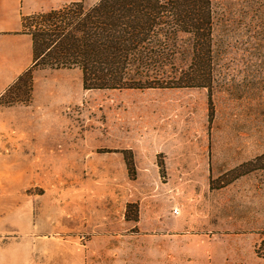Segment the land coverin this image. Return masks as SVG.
Listing matches in <instances>:
<instances>
[{
    "label": "rangeland",
    "instance_id": "rangeland-1",
    "mask_svg": "<svg viewBox=\"0 0 264 264\" xmlns=\"http://www.w3.org/2000/svg\"><path fill=\"white\" fill-rule=\"evenodd\" d=\"M210 2L204 59L178 33L117 87L32 60L0 94V264H264V0Z\"/></svg>",
    "mask_w": 264,
    "mask_h": 264
},
{
    "label": "trees",
    "instance_id": "trees-1",
    "mask_svg": "<svg viewBox=\"0 0 264 264\" xmlns=\"http://www.w3.org/2000/svg\"><path fill=\"white\" fill-rule=\"evenodd\" d=\"M210 5V0H98L86 7L80 0L23 16L22 26L32 39L33 65L77 66L85 89L109 88L117 87V74L169 63L178 33L193 35L196 52H203L200 59L209 56ZM204 76L170 79L173 86H205ZM119 81L129 87L142 84ZM152 82L146 79L145 87L157 85Z\"/></svg>",
    "mask_w": 264,
    "mask_h": 264
},
{
    "label": "crops",
    "instance_id": "crops-1",
    "mask_svg": "<svg viewBox=\"0 0 264 264\" xmlns=\"http://www.w3.org/2000/svg\"><path fill=\"white\" fill-rule=\"evenodd\" d=\"M56 1L55 3L51 0H0V94L32 64V39L23 29L22 17L49 10L51 5L73 0ZM201 244L198 248L206 250L207 244ZM192 264L210 263L198 254Z\"/></svg>",
    "mask_w": 264,
    "mask_h": 264
}]
</instances>
